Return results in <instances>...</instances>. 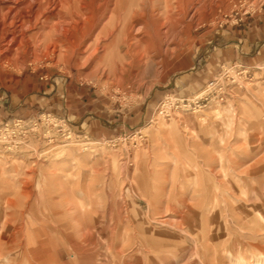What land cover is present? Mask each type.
Instances as JSON below:
<instances>
[{
	"label": "rangeland",
	"instance_id": "1",
	"mask_svg": "<svg viewBox=\"0 0 264 264\" xmlns=\"http://www.w3.org/2000/svg\"><path fill=\"white\" fill-rule=\"evenodd\" d=\"M156 6L117 75L33 46L0 59V264H244L264 246L240 225L264 212V56L214 60L264 0ZM181 99L199 101L159 113Z\"/></svg>",
	"mask_w": 264,
	"mask_h": 264
},
{
	"label": "bare ground",
	"instance_id": "2",
	"mask_svg": "<svg viewBox=\"0 0 264 264\" xmlns=\"http://www.w3.org/2000/svg\"><path fill=\"white\" fill-rule=\"evenodd\" d=\"M213 1L0 0V59L24 55L33 46L34 50L39 48L47 54L57 52L59 56L69 57L76 65L89 62L91 67L98 68L104 63L110 73L117 75L142 60L140 54L145 47L141 45L150 37L147 29L152 24L157 28L161 25L153 15V7L162 6L167 12L180 7L186 15L189 11L194 14L204 10ZM259 206L258 217L252 216V211L240 220L244 230L254 229L256 235V228H264L263 207ZM74 226L82 229L81 224ZM249 246L251 259L244 264H264V246L254 242Z\"/></svg>",
	"mask_w": 264,
	"mask_h": 264
},
{
	"label": "crops",
	"instance_id": "3",
	"mask_svg": "<svg viewBox=\"0 0 264 264\" xmlns=\"http://www.w3.org/2000/svg\"><path fill=\"white\" fill-rule=\"evenodd\" d=\"M234 36L225 37L215 48V62L223 59L241 60L247 64L264 56V8L248 19Z\"/></svg>",
	"mask_w": 264,
	"mask_h": 264
},
{
	"label": "built area",
	"instance_id": "4",
	"mask_svg": "<svg viewBox=\"0 0 264 264\" xmlns=\"http://www.w3.org/2000/svg\"><path fill=\"white\" fill-rule=\"evenodd\" d=\"M225 71H228V70H225ZM240 71H246V70L240 69ZM227 77H228V79L230 78V76H227ZM216 83H217L216 81L215 82L212 81L210 84L211 85H216ZM198 101H199V99H193L190 102H188L187 100L184 101L183 99H181V101L179 100V101H177L175 103H172L170 101L169 102L167 101V102H164V103L162 102L161 107L159 109V113L163 114L164 116H169L172 110L180 108L181 105H182V107H190L192 105L194 107H197Z\"/></svg>",
	"mask_w": 264,
	"mask_h": 264
}]
</instances>
